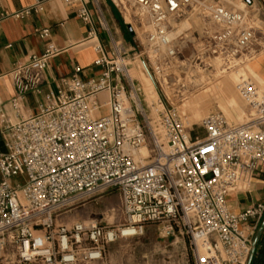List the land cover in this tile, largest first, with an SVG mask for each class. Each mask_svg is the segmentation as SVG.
I'll list each match as a JSON object with an SVG mask.
<instances>
[{
    "label": "built area",
    "instance_id": "2783aa9c",
    "mask_svg": "<svg viewBox=\"0 0 264 264\" xmlns=\"http://www.w3.org/2000/svg\"><path fill=\"white\" fill-rule=\"evenodd\" d=\"M216 1L131 0L155 72L176 63L180 47L172 34L193 8L214 27L205 30L208 56L239 66L264 50L262 8L253 0L245 1L243 10ZM65 2L77 6V16L89 26L100 75L83 80L76 67L72 77L46 94L36 115L15 124L0 106L5 146L0 152V264H92L118 240L141 237L149 224L163 226L167 236L186 235L194 264H249L264 203L236 214L227 198L241 176H253L264 165V92L252 79L241 81L238 91L248 120L234 123L215 112L202 120L204 136H192L175 108L161 102L158 110L143 102L120 44L113 43L112 56L106 53L88 3ZM94 9L108 31L98 1ZM42 11L39 2L0 14V20ZM37 34L47 42L44 53L17 63L10 73L15 88L10 105L17 114L29 94L42 95L49 62L61 52L49 29ZM103 109L106 114H100ZM143 148L148 156L139 161ZM20 176L23 182H12ZM113 190L120 196L122 225L67 224L60 218L72 206Z\"/></svg>",
    "mask_w": 264,
    "mask_h": 264
},
{
    "label": "rangeland",
    "instance_id": "374dc122",
    "mask_svg": "<svg viewBox=\"0 0 264 264\" xmlns=\"http://www.w3.org/2000/svg\"><path fill=\"white\" fill-rule=\"evenodd\" d=\"M217 2L208 0V4ZM222 3L229 8L243 10L245 0ZM99 4L103 14L108 8L115 19L119 33L109 29L108 24L107 28L125 53L130 76L143 102L158 110L162 109L161 102L166 107L175 108L192 136L201 138L204 136L201 123L209 114L221 112L234 123L248 120L247 105L239 94L238 85L243 80L252 79L264 92V83L253 76L251 63L255 57L250 59L247 56L242 59L246 60L243 64L229 66L221 58L208 56L203 49L208 40L205 30H214V27L196 8L189 9L177 22L180 54L176 63L163 68L164 73L161 74L160 71L155 72L148 62L145 35L136 21L138 12L131 0H100ZM128 15L131 17L129 22ZM260 45L264 47V44ZM258 49V46L254 48ZM106 97L102 95V99ZM106 112L103 109L100 114ZM24 179L20 176L13 178L12 182H23ZM60 218L67 224L95 221L116 227L124 223L116 190L84 200L63 212ZM92 264H194V259L186 235L176 232L167 236L163 226L149 224L141 237L118 240L107 247L102 261Z\"/></svg>",
    "mask_w": 264,
    "mask_h": 264
},
{
    "label": "crops",
    "instance_id": "0c3cea01",
    "mask_svg": "<svg viewBox=\"0 0 264 264\" xmlns=\"http://www.w3.org/2000/svg\"><path fill=\"white\" fill-rule=\"evenodd\" d=\"M85 1L94 14L98 37L106 53L112 56L113 43L117 41L112 38L111 30L105 31L98 24L94 2L100 0ZM39 2L43 4V11L39 14L21 19L9 17L0 20V106H4L13 124L22 118L36 115L39 106L45 103L46 94L50 91L55 92L63 78L72 77L76 67L82 69L80 76L83 80L100 75V69L94 66L98 54L88 41L89 26L77 16V6L69 5L65 0H0V14H14ZM253 2L262 8L264 16V0ZM103 15L109 29L115 30L118 34L119 29L111 11L105 8ZM43 29L51 31L50 41L61 52L49 62L42 95L29 94L23 102V112L17 114L10 105L15 95L10 73L17 63H26L30 56L44 53L47 42L37 34L38 30ZM252 61L253 76L264 83V50ZM0 152H5L1 134ZM227 201L230 209L236 214H240L251 205L264 203V165H260L253 176H241L236 187L229 193Z\"/></svg>",
    "mask_w": 264,
    "mask_h": 264
},
{
    "label": "trees",
    "instance_id": "16d2710c",
    "mask_svg": "<svg viewBox=\"0 0 264 264\" xmlns=\"http://www.w3.org/2000/svg\"><path fill=\"white\" fill-rule=\"evenodd\" d=\"M252 264H264V232L259 239Z\"/></svg>",
    "mask_w": 264,
    "mask_h": 264
},
{
    "label": "water",
    "instance_id": "95a60500",
    "mask_svg": "<svg viewBox=\"0 0 264 264\" xmlns=\"http://www.w3.org/2000/svg\"><path fill=\"white\" fill-rule=\"evenodd\" d=\"M247 2H250V0H245ZM264 232V219L259 227V230L255 236V239H254V242H253V252H252V256L250 258V261H249V264H252L253 263V259H254V256H255V253H256V250H257V245H258V242H259V239L260 237L262 236Z\"/></svg>",
    "mask_w": 264,
    "mask_h": 264
},
{
    "label": "bare ground",
    "instance_id": "6f19581e",
    "mask_svg": "<svg viewBox=\"0 0 264 264\" xmlns=\"http://www.w3.org/2000/svg\"><path fill=\"white\" fill-rule=\"evenodd\" d=\"M228 1V0H227ZM243 8H244V4H243ZM242 8V9H243ZM131 18V17H130ZM130 18H129V15H128V17H127V21L129 22V21H131L130 20ZM177 27V25L175 26V28ZM187 28L189 27L188 25L186 26ZM176 30L177 29H175V31L173 32V34H172V37L173 38H177L179 35H177V33H176ZM182 31V30H181ZM178 32V31H177ZM177 35V36H176ZM205 117H207V116H205ZM204 117V118H205ZM203 118V119H204ZM148 156V151H147V149H145V148H143L141 151H140V153L138 154V156H137V160H141V159H143V158H145V157H147Z\"/></svg>",
    "mask_w": 264,
    "mask_h": 264
}]
</instances>
